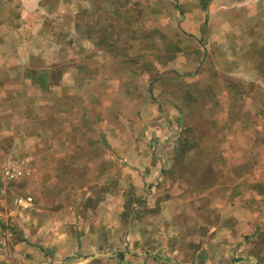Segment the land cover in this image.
Here are the masks:
<instances>
[{
    "label": "crops",
    "instance_id": "obj_1",
    "mask_svg": "<svg viewBox=\"0 0 264 264\" xmlns=\"http://www.w3.org/2000/svg\"><path fill=\"white\" fill-rule=\"evenodd\" d=\"M119 1L156 7V0H0V169L13 160L23 171L16 179L0 174V184L8 182L0 187V264L12 257L68 264L78 249L96 261L106 256L99 250L124 244V264H230V254L252 242L243 238L264 226V180L251 175L244 141L240 159L233 141L223 159L216 158L222 151L167 165L155 158L142 137L155 126L139 129L172 117H159L145 84L154 72L143 67L154 55L145 44L154 29L109 27ZM194 20L179 23L189 28ZM199 28L195 37L179 29L160 35L170 57L163 72L187 66L179 63ZM113 68L115 80L106 79ZM15 195H32V206L17 207ZM141 198L147 208L134 204L136 216L124 228V205ZM255 259L264 264L263 256Z\"/></svg>",
    "mask_w": 264,
    "mask_h": 264
},
{
    "label": "rangeland",
    "instance_id": "obj_2",
    "mask_svg": "<svg viewBox=\"0 0 264 264\" xmlns=\"http://www.w3.org/2000/svg\"><path fill=\"white\" fill-rule=\"evenodd\" d=\"M80 5L76 4L75 10L80 12L81 17L84 8ZM118 5L119 8L115 11H118L117 13L109 12L116 21L109 23L113 19H108L109 27L122 29L123 26L130 25L139 27L142 31V25L144 28L148 26L155 30L152 29L153 39L145 41V44L155 48L154 55L147 56L149 59L146 62L147 66H143L154 67V72L147 75L145 84L150 86V95L158 112L161 113L159 117H162L166 111L172 117L169 118L168 123L156 119L155 125L144 124L139 129L141 131L144 127L145 131L150 132L148 127L155 126L149 137L142 135L146 143L151 144L155 158L159 157L167 165L170 159L193 158L192 154L199 155L202 151L203 157L210 158L218 151H222L216 155V158L223 159L226 156L223 154L228 149L226 143L233 141L237 146L234 144L229 147L234 149L235 158L240 159L242 152L239 143L244 141L250 149V154L247 156L252 166L251 175L260 176L263 181L264 0H163V2L156 0L154 4L156 7L150 11L127 8L124 1L121 3L119 1ZM187 16L197 18V22L192 21V26L189 28L186 23L183 27L179 23ZM160 18L163 20H159ZM201 18L202 21L199 23L198 20ZM163 22L166 24L164 25ZM197 27H200L197 31L201 32L200 39L188 38L186 46L190 56L181 59L179 63L182 65L188 62L187 66H179L183 69L179 72H163L164 60L170 57L164 55L167 42L160 35L164 32L173 33L175 29L184 33L188 31L194 35ZM138 33L140 36L143 32ZM120 40L119 43L124 44V40L121 38ZM191 59L196 61H190ZM142 60L145 63L146 60ZM110 71L105 72V78L109 80L116 78L114 68ZM127 127L129 125H126ZM258 145L261 149L254 152ZM253 157L254 165H252ZM172 171L178 172L177 169ZM7 183H1L0 187L5 188ZM261 190L264 191V185ZM14 197L16 199L22 195ZM136 203L144 209L147 208L146 198L135 202L127 201L124 205L126 206L123 217L124 228H127L136 216L134 211ZM262 221L264 224V216ZM113 234L116 237L120 235ZM113 234L110 236L115 238ZM242 241L252 242L245 245L242 251L231 253L230 264H260L255 258L263 256L264 259V226L261 227V231L246 235ZM240 242L235 241L236 245ZM126 250L125 244L103 248L99 251L106 256L93 261L87 259L90 254L86 249L84 251L78 249L72 257L75 261H71L70 257L68 264H124L120 256H125ZM42 253L47 256L50 254L45 249ZM10 262L18 264L17 258L12 257Z\"/></svg>",
    "mask_w": 264,
    "mask_h": 264
},
{
    "label": "built area",
    "instance_id": "obj_3",
    "mask_svg": "<svg viewBox=\"0 0 264 264\" xmlns=\"http://www.w3.org/2000/svg\"><path fill=\"white\" fill-rule=\"evenodd\" d=\"M1 177L5 179H16L19 178L23 171L17 162L13 160H7L1 165ZM33 197L31 195L17 197L15 204L21 209H28L33 204Z\"/></svg>",
    "mask_w": 264,
    "mask_h": 264
}]
</instances>
